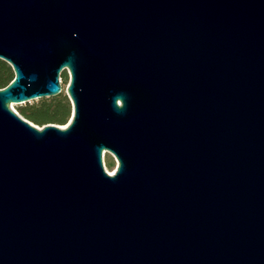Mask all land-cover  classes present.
<instances>
[{"label":"water","instance_id":"95a60500","mask_svg":"<svg viewBox=\"0 0 264 264\" xmlns=\"http://www.w3.org/2000/svg\"><path fill=\"white\" fill-rule=\"evenodd\" d=\"M0 59V264H264V0H0Z\"/></svg>","mask_w":264,"mask_h":264},{"label":"trees","instance_id":"16d2710c","mask_svg":"<svg viewBox=\"0 0 264 264\" xmlns=\"http://www.w3.org/2000/svg\"><path fill=\"white\" fill-rule=\"evenodd\" d=\"M13 71L8 63L0 59V89L7 86L13 79ZM60 78L67 81L66 71H62ZM71 103L62 91L56 96L41 98L36 102L15 106L20 116L39 127L46 124L65 125L71 116ZM112 162H107L110 167Z\"/></svg>","mask_w":264,"mask_h":264},{"label":"rangeland","instance_id":"374dc122","mask_svg":"<svg viewBox=\"0 0 264 264\" xmlns=\"http://www.w3.org/2000/svg\"><path fill=\"white\" fill-rule=\"evenodd\" d=\"M68 82H69V75L68 74H67V81L64 82L62 79H60V85H61L62 91L64 93H65V90H66V86L68 85ZM38 100L39 99L32 100L29 103L36 102ZM24 104H21V105H24ZM15 106H20V105H13L14 110H15ZM107 162H112V165L110 167H108L107 166ZM102 163H103L105 171L108 174L112 173L115 170V168L117 167V162L115 161L113 155L110 152L106 151V150L102 151Z\"/></svg>","mask_w":264,"mask_h":264},{"label":"bare ground","instance_id":"6f19581e","mask_svg":"<svg viewBox=\"0 0 264 264\" xmlns=\"http://www.w3.org/2000/svg\"><path fill=\"white\" fill-rule=\"evenodd\" d=\"M115 170H116V168H115ZM115 170L112 173H109V175H113L115 173Z\"/></svg>","mask_w":264,"mask_h":264}]
</instances>
